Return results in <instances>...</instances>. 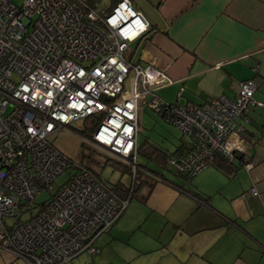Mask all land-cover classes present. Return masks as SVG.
Listing matches in <instances>:
<instances>
[{"label": "built area", "instance_id": "2783aa9c", "mask_svg": "<svg viewBox=\"0 0 264 264\" xmlns=\"http://www.w3.org/2000/svg\"><path fill=\"white\" fill-rule=\"evenodd\" d=\"M149 27L131 0L107 11L83 0H0V247L22 264L95 255L96 239L129 204L53 140L72 122L101 118L84 138L130 165L133 176L143 108L190 140L185 153L169 159L180 173L196 174L214 155L232 161L247 153L248 113L264 105L254 100L255 81L240 82L232 97L164 101L156 91L172 84L166 68L125 57ZM70 168L69 180L35 205L41 189L51 190Z\"/></svg>", "mask_w": 264, "mask_h": 264}, {"label": "crops", "instance_id": "0c3cea01", "mask_svg": "<svg viewBox=\"0 0 264 264\" xmlns=\"http://www.w3.org/2000/svg\"><path fill=\"white\" fill-rule=\"evenodd\" d=\"M109 1L107 8L98 11L109 10L117 0ZM131 1L150 27L144 38L129 46L128 60L166 68L172 80L169 87L177 94L174 103L199 104L221 95L232 97L238 84L249 79L257 82V90L264 83V69L256 68L264 63V0ZM158 90L161 99L172 103ZM248 117V126L255 130L264 126L260 121L254 123L249 113ZM246 125L244 133L254 137L251 149L248 145L247 153L235 157L223 170L216 167L214 158L207 161V167L232 177L242 166L254 163L247 168L258 194L249 193L245 209L226 217L213 200L202 198L208 195L198 188L190 190L178 180L158 178L146 202H140L148 207L149 215L161 219L157 227L161 235L155 245L139 251L153 252L148 264H264V157L260 160L254 151L264 140V127L251 131ZM182 144L186 150L190 140ZM197 199L205 203H197ZM201 209L205 214L195 218ZM212 213L223 219L213 220ZM164 230L167 237L162 240ZM95 246L97 255L100 249Z\"/></svg>", "mask_w": 264, "mask_h": 264}, {"label": "rangeland", "instance_id": "374dc122", "mask_svg": "<svg viewBox=\"0 0 264 264\" xmlns=\"http://www.w3.org/2000/svg\"><path fill=\"white\" fill-rule=\"evenodd\" d=\"M23 1L24 0H13L14 4L18 6H20ZM83 1L97 11L107 8V5L110 4L109 0ZM130 54V49H128L125 52V57L128 58ZM256 68H259V70L264 69V63L257 65ZM255 83L257 84L256 81ZM260 84L258 90L254 94V100L264 103V83ZM175 92L176 91L169 86H165L158 90V93L161 96H165L167 100H170L172 103L176 100L177 94ZM181 101H183V99H181ZM249 115L252 117L254 123L260 121L261 124H264V116H262L264 115V105L253 108V111H249ZM82 121L83 120L72 122L70 124L71 128L63 129L62 132L54 135L53 140L58 144V147L68 154L75 163L90 165L95 168V170L99 172L101 179L109 186H113L118 182L130 185L132 177L129 174L122 173L119 169L105 163L107 159L115 158L114 156L89 144L90 142L87 139L72 131V129L80 130L82 128ZM250 123L251 121L249 124ZM249 124H247L246 127ZM87 125L91 124L87 123ZM262 127H258V130H255L254 126H248L251 131H260ZM244 135L251 149L254 137L249 133H244ZM256 135H258L257 132ZM137 140L139 144L148 141L170 153L182 142H186L187 137L183 136L176 127L167 123L153 110L143 108L140 119V131ZM254 151H257V157L262 160L261 157H264V140H262L260 145L254 146ZM93 160L102 164L103 168L97 170L99 168L96 167ZM136 161L139 167L141 165H146L150 168H157L141 153L137 154ZM158 170H160L167 179L178 180L185 188H189L190 190L198 188L203 191L202 193L208 196H202V198L208 199L209 197V200H213L214 205H216L221 214L226 217H230L234 212L243 211L245 209L244 199L249 195V190H251L253 186V183L251 185V173L245 165L242 166L237 174L232 177L220 173L211 166H206L194 174L190 181L178 176V171L173 166H169L167 170ZM74 172L75 169L70 168L62 175L58 176L55 179L51 190L42 188L40 193L35 197V205L47 202L51 195L59 187L65 184ZM198 202L201 204L205 203L201 199H197V203ZM35 209L36 208L34 207L32 211H35ZM203 213L204 209H201L195 218L201 219V215L205 214ZM148 215L149 210L146 205H143L136 200H131L123 215L111 228V232L102 233L97 238L95 244L100 249L99 254L92 256L87 253H82L64 264H148L154 255L153 252L150 251L148 254H142L139 253V251L143 248H152L158 237L161 235V232L157 229V227H159L158 223L160 224L161 219L158 218V215ZM212 215H214L213 220L223 219L221 215L219 218L216 213H212ZM28 217V212L21 215L22 220L27 219ZM146 221L148 222L147 224H145ZM195 223H198V221ZM165 237H167L166 230L162 232V240H164ZM14 259L15 257L9 250L0 247V264H13ZM16 261L22 264L20 261Z\"/></svg>", "mask_w": 264, "mask_h": 264}, {"label": "trees", "instance_id": "16d2710c", "mask_svg": "<svg viewBox=\"0 0 264 264\" xmlns=\"http://www.w3.org/2000/svg\"><path fill=\"white\" fill-rule=\"evenodd\" d=\"M100 119L101 118H96V119L91 117L86 118L82 121L83 122L82 128L80 130L72 129V131L78 133L79 135L85 138L90 139L91 134ZM87 123H90L91 125H87ZM69 128L71 127L69 126ZM137 147H138V154L141 153L143 156L146 157L148 161L152 162L157 168H150L146 165H141L140 167L138 166L136 173L133 176L131 167L127 163L122 162L116 158H109L105 161L106 164H110L112 167L119 169L122 173L129 174L132 177V181L130 182V185H125L121 182H118L113 186H109L101 179L99 172H97L95 168L91 167L90 165H84V166L90 171H92L94 176L98 178L100 181H102L104 185L108 189L113 191L118 197L122 199L128 198L129 202L131 200H136L141 203H145L151 190L157 183L158 178L164 177V175L158 169L167 170L169 166H172L169 163V159L185 153L186 150L188 149L183 150L184 147L183 144L181 143L172 152L169 153L166 152V150H162L160 147L155 146L152 143H149L148 141H144L142 144L137 143ZM212 158L215 159L216 167L220 168V170H223L225 167H228L231 164V161H227L218 155H214ZM94 162L96 167L99 168L97 170L103 168L102 164L96 161ZM177 175L186 177L187 179L193 176V175L183 174L180 172H178Z\"/></svg>", "mask_w": 264, "mask_h": 264}]
</instances>
